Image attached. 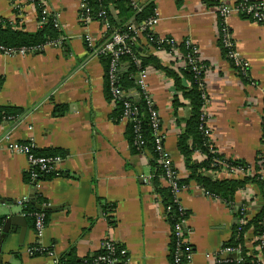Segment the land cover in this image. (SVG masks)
<instances>
[{
	"label": "crops",
	"instance_id": "1",
	"mask_svg": "<svg viewBox=\"0 0 264 264\" xmlns=\"http://www.w3.org/2000/svg\"><path fill=\"white\" fill-rule=\"evenodd\" d=\"M35 1L56 15L63 41L45 47L42 54L26 57H10L0 51V109L23 112L14 131L17 142L33 143L38 151L58 150L65 162L59 177L40 180L36 194L29 183L27 158L0 151V200L12 206L26 224L11 226L5 232L0 218V264H52L50 256L29 255L30 248L37 245L53 251L54 257L73 250L84 258L100 251L107 240L128 251V262L123 264H171V227L153 179L148 181L153 176L151 154L132 153L126 138L128 121L113 120L116 104L105 97V66L85 40L91 35L98 46H104L110 39L106 28L100 22L83 25L82 0H18V15L11 0H0V16L19 18L20 28L36 33L42 26ZM137 1L156 4L159 23L151 30L157 37L178 42L189 39L209 65L205 114L218 150L250 164L258 156L264 161V25L237 13L226 21L249 70L251 82L247 83L223 56L218 13L209 4L211 0ZM141 40L138 46L145 48L143 53L153 54L163 66L170 67L175 61L177 67L186 66L181 52L176 55L174 51L173 55L150 50L146 40ZM147 73L146 82L163 122L165 149L180 179H186L188 171L177 145L192 110L186 101L174 109L177 93L172 79L158 70ZM129 97L135 98L136 92L130 91ZM11 128L6 124L0 133ZM202 160L203 156L195 155L196 163ZM221 176L211 174L213 178ZM159 183L168 187L162 180ZM249 188L258 193L256 187ZM33 193L46 202L44 207L55 209L50 211L40 242L20 205L24 198L31 200ZM180 200L190 214L188 238L194 249V264L234 260L219 256L233 239L237 221L234 211L223 201L206 196L194 182ZM100 201L115 206L110 215L115 226L110 225ZM243 201L244 194L239 192L235 203L242 205ZM4 210L0 205V217ZM252 235L247 236L250 243Z\"/></svg>",
	"mask_w": 264,
	"mask_h": 264
},
{
	"label": "trees",
	"instance_id": "2",
	"mask_svg": "<svg viewBox=\"0 0 264 264\" xmlns=\"http://www.w3.org/2000/svg\"><path fill=\"white\" fill-rule=\"evenodd\" d=\"M219 1L220 0H211L209 4L214 6L217 10L220 6ZM235 1H237L238 4L239 0ZM259 2L260 1L249 0L248 5H255ZM87 5L90 9V16L96 22H100L104 27L106 24L109 25V28L106 29L109 36L114 32H120L129 37L131 53L121 57L122 65L120 67L117 82L119 87L125 92L133 90L139 91L137 84L138 74L142 71L158 70L163 72L174 82L177 93L173 101L174 109L177 110L181 108L184 106L182 101H186L192 110L191 117L185 122L184 132L180 134L177 145L180 155L184 158L188 177L186 179L175 177V183L179 187L187 188L194 182L208 195V197L223 201L224 204L233 211H235V197L240 191L249 186H254L258 189L257 197L260 198L261 209L253 213L251 219L245 225H241L240 221H238L240 214L234 213L237 220L234 227V236L224 247V249L230 248L241 252V262L219 261L216 262V264H264L259 261L256 256L257 252H255L254 255H250L249 246H251V243L250 240L248 242L246 237V233L251 228L253 229L254 238L264 236V161L263 158L259 156L254 164L239 159L228 158L222 154L212 142V133H208V128L205 124L207 119L205 108L209 101L205 76L209 69V65L202 61L200 54H195V50L197 49L196 45L192 44L189 39H184L182 42L172 44L171 38L161 39L147 27L148 21L156 16L157 7L153 1L142 5L139 2L133 3L132 0H88ZM35 6L38 11L39 21L43 22V25L33 34L19 27L21 22L19 18L8 20L0 16V48L17 50L32 49L34 50V54L38 55L43 53L45 47L63 41L64 34L55 28V14L48 13L44 15L46 8L40 1H35ZM14 11L17 15L20 14L19 8H16ZM101 12H105V17L102 21L97 18ZM241 17L243 19L252 20L247 14H241ZM218 26V38L224 58L238 72L239 77L243 81L247 83L251 82L246 64L242 62L240 65H236L233 60L228 58V53L231 49L225 48L222 41L224 35L231 30L224 24L223 17L220 15H218ZM139 31L141 33H138ZM143 38L146 40L150 50L152 48L157 52L171 54H173L175 50L180 51L182 53V60L185 61L186 66L177 67V61H175L170 67H166L163 66L153 54H144L142 51L144 47L140 48L138 46ZM100 59L106 69L105 97L109 102H112L114 101V97L108 75L112 58L110 55L105 54L100 55ZM135 59L140 60L139 65L135 63ZM189 60H193L196 63L199 70L198 72L193 70V65L188 64ZM202 85L204 86L203 89L201 87ZM205 90L206 93L204 96ZM115 104L116 110L112 118L115 122H120L124 118V102L122 100H117ZM133 111L135 114L127 122L126 138L134 155H139L144 151L150 152L153 184L157 193L163 200L166 220L172 228L176 222L188 220L190 214L185 210H181L180 205L176 202L172 188H163L160 186L161 184L159 181L162 177L166 176V169L162 164V154L155 142L151 113L143 98L135 103ZM23 115V112L19 109H0V122L9 118H13V121L19 120ZM141 142L143 143L142 145H140ZM36 153L44 157H63L58 150H36ZM196 154L203 156L202 162L196 163L194 161ZM224 166L228 169H243L247 175L241 179H227L224 176L218 178L211 177L212 173H220L221 168ZM172 169V171L177 173L173 165ZM55 176V174L43 175L42 180H50ZM35 202L38 205H46V202L39 196H36ZM100 205L104 213L108 215L107 219L110 225L115 226L116 222L110 216L114 212L115 206L113 204H106L104 201H100ZM23 212L29 221L33 223V226L35 224L36 214H44L47 224L52 215L50 211L38 209L33 202L27 204L25 208H23ZM116 247H119V245L116 244ZM256 247L257 249H264V246H261V242L253 243V249ZM32 250L34 251V257L47 256L51 252V250H46L41 254L39 253V246L32 247ZM118 252L119 250L111 255L106 250H100L84 258H80L72 250L60 257V264H106L101 260L103 258L117 259L119 257ZM192 252L194 253L193 247ZM188 255L189 251L183 250L181 261L176 262L174 242L171 240V264H187ZM118 264H123V262H119Z\"/></svg>",
	"mask_w": 264,
	"mask_h": 264
},
{
	"label": "built area",
	"instance_id": "3",
	"mask_svg": "<svg viewBox=\"0 0 264 264\" xmlns=\"http://www.w3.org/2000/svg\"><path fill=\"white\" fill-rule=\"evenodd\" d=\"M88 0H82V23L84 26H88L92 22H96L91 16H90V9L87 5ZM133 3H137V0H132ZM249 0H239L238 4L235 0H220V6L217 8V13L221 17H223L224 24L227 26L226 21L228 17H230L233 13H237L239 15L241 14H247L251 17L252 21L258 25H264V2L260 1L258 4L255 5H248ZM258 1V0H256ZM18 0H11L12 6L16 9L21 7L17 6ZM21 12V10H20ZM50 13L47 9L44 11V15ZM105 17V12H101L97 18L102 21ZM55 28L59 30V23L58 19L55 15ZM159 23V19L157 16H155L153 19L149 20L147 23V27L149 29H152L154 26H156ZM40 25H43V22L40 23ZM228 27V26H227ZM105 28L108 29L109 25L106 24ZM229 28V27H228ZM136 31V28H135ZM142 31V30H140ZM138 33H141V32ZM85 40L88 44V46L92 49V54L95 57H100V55L108 54L111 56L112 60L110 63L109 68V80L111 84L112 94L114 97V103L117 100H122L124 102V118L123 120L129 121V119L135 114L133 111V107L135 106V103L143 98L147 104V107L149 108V111L151 113V119H152V126L154 129V135H155V142L159 149V151L162 154V164L164 168L166 169V176L162 177L160 180L165 182L168 187L173 189L176 202L178 205H180L181 210H184V208L181 205V195L183 191L188 189L189 187H179L175 183V177H179V175L172 171V161L168 154V152L165 149V137L163 132V122L160 116L159 111L157 110L155 106L154 99L151 95L149 86L146 82V77L148 73L146 71H142L137 76V84L139 87V91H136V97L130 98L129 92L123 91L117 84L118 82V75L120 73V67L122 65L121 57L123 55L131 53V49L129 47V37L126 34H122L120 32H114L111 36L109 41L104 46H98L96 43V40L91 36L87 35L85 37ZM171 43H179L176 39H172ZM192 43V42H191ZM193 44V43H192ZM222 44L225 48L231 49L228 53V58L233 60L236 65H240L243 61L242 56L236 49V42L234 40L233 34L231 31L227 32L224 37ZM0 51L3 52L5 55L10 57H26L28 55H33L34 50L32 49H4L0 48ZM176 55H179L180 51L175 50ZM195 54H199L198 48L195 50ZM135 63L139 65L140 60L135 59ZM188 64L193 65V70L198 72V68L196 66V63L193 60H189ZM202 89L204 86H201ZM206 90L204 91L205 96ZM207 118V117H206ZM18 121H13V118H9L5 121L0 122V127H4L6 124H11L12 128L0 133V151H7L14 155H23L27 158L28 161V179L29 183L34 188V192H36V187L40 180L42 179L43 175H50L55 174L57 177L61 175L62 172V166L65 162L64 157L61 156H55V157H44L39 156L36 153V148L34 147L33 143H19L14 139V131L16 127L18 126ZM206 127L208 128V133L211 132V130L208 127V122L206 119ZM143 143L141 142L140 145ZM146 152V151H144ZM143 152V153H144ZM216 175H223L227 179H241L246 177V172L243 169H228L227 167H222L220 173H212ZM264 176V173H263ZM153 179V176L148 179L149 182H151ZM244 194V201L242 205H235V211L234 213H239L240 218L238 221H240L241 225H245L250 219L253 213L259 211L261 209V203L260 198H258V193L254 191L252 188H246L242 191H240ZM208 196L207 194H205ZM37 196V195H36ZM32 202L29 198H24L20 201V205L22 208H25L27 204ZM255 208V209H254ZM34 229L37 235L38 242L43 239L45 231L47 229L48 224L46 223V218L44 214H36ZM188 220L185 221H178L176 222L172 228H171V237L174 242V254H175V260L176 262L181 261V257L183 255V250L189 251V255L187 257V264H194V253L192 252V245L189 241V228H188ZM253 229L251 228L247 233L252 234ZM252 243L251 247L249 248L250 255H254L255 252H257V257L259 261L264 263V249L263 248H254L253 249V243L261 242V246H264V236L262 237H256L252 235ZM40 244V243H39ZM115 242L107 240L102 243L101 250L108 251L111 255L115 254L117 250H119L118 254L119 257L117 259H111V258H103L101 261L106 264H118L119 262H128L129 256L128 251L119 245V247H116ZM39 246V253H44L46 249ZM29 255L34 257V251L32 248L28 251ZM53 251H51L47 256H50L53 261L52 264H60V257H54ZM231 256V255H238L239 258L234 259L232 261H240L241 262V252L238 250H233L230 248L223 249L221 253L219 254L220 257L222 256ZM211 257V256H209ZM220 260V259H218ZM231 262V261H230Z\"/></svg>",
	"mask_w": 264,
	"mask_h": 264
},
{
	"label": "water",
	"instance_id": "4",
	"mask_svg": "<svg viewBox=\"0 0 264 264\" xmlns=\"http://www.w3.org/2000/svg\"><path fill=\"white\" fill-rule=\"evenodd\" d=\"M33 204L38 208V209H41L43 211H54L55 209L54 208H51V207H44L42 205H38L36 202H35V199H36V194L33 193L31 196H30ZM0 205H2L3 207H5V210L1 213V220L3 221L4 220V225L6 227L5 229V232H8V229L10 230L11 226H18V225H22L23 224V227L26 226L25 224V221L23 219L22 216H20L19 214L15 213L13 211V208L12 206L8 205L7 203H5L4 201H1L0 200ZM2 238H4V236H2ZM1 251V249H0ZM237 259L239 258L238 255H231V259ZM0 260H1V256H0Z\"/></svg>",
	"mask_w": 264,
	"mask_h": 264
}]
</instances>
